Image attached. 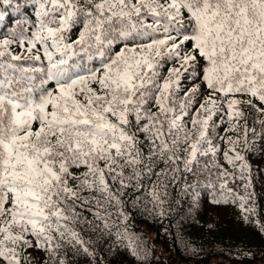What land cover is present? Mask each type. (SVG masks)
Segmentation results:
<instances>
[{
	"label": "snow or ice",
	"instance_id": "1",
	"mask_svg": "<svg viewBox=\"0 0 264 264\" xmlns=\"http://www.w3.org/2000/svg\"><path fill=\"white\" fill-rule=\"evenodd\" d=\"M257 154L264 0H0V264H163L132 209L163 218L180 197L264 232Z\"/></svg>",
	"mask_w": 264,
	"mask_h": 264
},
{
	"label": "trees",
	"instance_id": "2",
	"mask_svg": "<svg viewBox=\"0 0 264 264\" xmlns=\"http://www.w3.org/2000/svg\"><path fill=\"white\" fill-rule=\"evenodd\" d=\"M253 165V189L255 191L256 214L252 220L264 223V160L259 154L249 157ZM170 191H172L170 189ZM178 192V189L176 190ZM148 194L146 185L143 192L136 196V201L144 199ZM176 193L174 192L173 195ZM180 202L173 206L170 215L161 218L158 215H148L143 205L133 207L130 217V230L137 234L157 239L156 247L162 250L163 245L170 249L171 261L164 260L163 264H196L194 258L186 249L185 243L194 247L203 245L213 248L216 252H236L241 248H249L253 255L242 259L243 264H264V232L256 223H245L240 220L237 210L233 206H214L202 203L198 211H189L191 201L187 197H180ZM136 201H133L135 205ZM147 202V201H145ZM209 225L213 230L209 231ZM149 244L152 240H147ZM159 255V251L157 252ZM117 264H136L133 257L124 254L117 258ZM200 264H204L201 260Z\"/></svg>",
	"mask_w": 264,
	"mask_h": 264
}]
</instances>
